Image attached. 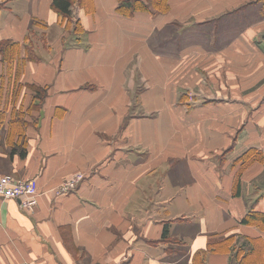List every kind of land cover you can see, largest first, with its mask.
<instances>
[{
    "label": "crops",
    "instance_id": "crops-1",
    "mask_svg": "<svg viewBox=\"0 0 264 264\" xmlns=\"http://www.w3.org/2000/svg\"><path fill=\"white\" fill-rule=\"evenodd\" d=\"M119 2L0 0V264L264 263L262 0Z\"/></svg>",
    "mask_w": 264,
    "mask_h": 264
},
{
    "label": "built area",
    "instance_id": "built-area-1",
    "mask_svg": "<svg viewBox=\"0 0 264 264\" xmlns=\"http://www.w3.org/2000/svg\"><path fill=\"white\" fill-rule=\"evenodd\" d=\"M82 173H78L73 179L64 183L62 192L70 191L76 188L83 178ZM39 189L32 178H18L13 175H0V197L4 199H17L20 206L30 212H33L38 205Z\"/></svg>",
    "mask_w": 264,
    "mask_h": 264
},
{
    "label": "trees",
    "instance_id": "trees-1",
    "mask_svg": "<svg viewBox=\"0 0 264 264\" xmlns=\"http://www.w3.org/2000/svg\"><path fill=\"white\" fill-rule=\"evenodd\" d=\"M75 0H54V6L59 10V12L63 15V17H69V15L72 12L71 6L73 5ZM80 4L83 2V0H79ZM169 8L168 0H120L118 9L125 13L134 12L135 10H144L149 11L153 14L160 13V12H166ZM79 24V21H77ZM20 155L25 156L26 149L23 148V150L18 151ZM11 153H15L14 150H12ZM261 218L264 220V215H259L256 213H250L248 214L243 221L249 222L253 218ZM167 234V226L164 231V236ZM165 238V237H164Z\"/></svg>",
    "mask_w": 264,
    "mask_h": 264
},
{
    "label": "rangeland",
    "instance_id": "rangeland-1",
    "mask_svg": "<svg viewBox=\"0 0 264 264\" xmlns=\"http://www.w3.org/2000/svg\"><path fill=\"white\" fill-rule=\"evenodd\" d=\"M85 2V5L86 3L88 2V0H83V3ZM80 4V1L79 0H75L73 5L71 6V9H72V12L71 14L69 15V17H65L66 18V25L68 28H71L72 29V40L73 38L76 40V38L81 35V34H84L85 32L83 31V29L80 27V24L77 23V20L74 18V13L76 11V6H78ZM74 6V7H73ZM259 8V7H258ZM258 8L255 7V8H252L250 10H248L246 13H245V19L246 21H250L254 18V16H258L259 13L260 14H264V0H262V4H261V8H259V11H258ZM234 27V26H231V28ZM192 35V32H188L186 33V36H184L183 40L185 41L186 39L190 38L189 36ZM71 42V41H70ZM39 94L41 95L42 93L39 91ZM16 117V115H14ZM19 117V116H17ZM13 175V176H16L18 178H20L21 176H18L16 174H14L13 172H9L8 171V167L7 166H1L0 167V175ZM24 178V177H22ZM172 247V246H170ZM179 248V247H178ZM184 249V253L182 252V255L183 254H186L188 248L185 246L183 247ZM261 264H264L263 262Z\"/></svg>",
    "mask_w": 264,
    "mask_h": 264
}]
</instances>
